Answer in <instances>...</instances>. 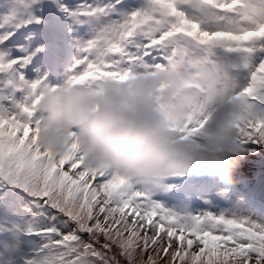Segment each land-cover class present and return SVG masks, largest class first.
<instances>
[{
	"label": "snow or ice",
	"instance_id": "1",
	"mask_svg": "<svg viewBox=\"0 0 264 264\" xmlns=\"http://www.w3.org/2000/svg\"><path fill=\"white\" fill-rule=\"evenodd\" d=\"M43 0H11L0 14V264H264V215L180 212L132 178L83 164L73 141L62 153L38 142L46 76L29 80L32 57L18 33L41 21ZM84 29L68 82L126 80L203 50L234 69L237 133L264 149V0H50ZM199 117H203L200 119ZM202 109L178 131L194 135ZM161 187V186H160Z\"/></svg>",
	"mask_w": 264,
	"mask_h": 264
},
{
	"label": "clouds",
	"instance_id": "2",
	"mask_svg": "<svg viewBox=\"0 0 264 264\" xmlns=\"http://www.w3.org/2000/svg\"><path fill=\"white\" fill-rule=\"evenodd\" d=\"M236 87L233 66L203 50L177 52L163 67L123 81L73 85L66 77L44 90L38 142L62 153L75 141L85 167L132 178L141 188L189 175L232 185L248 154L237 133ZM198 109L208 117L203 128L178 131Z\"/></svg>",
	"mask_w": 264,
	"mask_h": 264
},
{
	"label": "rangeland",
	"instance_id": "3",
	"mask_svg": "<svg viewBox=\"0 0 264 264\" xmlns=\"http://www.w3.org/2000/svg\"><path fill=\"white\" fill-rule=\"evenodd\" d=\"M11 5V0H0V14H4L8 11ZM76 4L70 5L74 7ZM56 10V6L50 3V0H43V3L35 5L32 9V15L38 18L40 23L30 24L26 29L18 33L19 43L28 48L29 53L35 52L36 49H42V51L37 52L33 57L27 68L25 69L26 78L29 80L41 77L42 71L40 70L41 65H51L55 64L56 60L50 59L47 55L52 53V34L56 33L58 36L60 33L53 27L50 20L45 17V12L40 14L44 10H48L47 16L53 17L58 14L55 11L54 15L50 7ZM66 18V16L63 14ZM43 30H39V27ZM80 27L73 25L72 22L67 19V26L64 29V37L70 40L72 37L78 41L84 33V29L80 28L78 32H74ZM79 33V35H77ZM77 48V44L76 47ZM66 55H63V60L66 59ZM77 56V52L75 53ZM36 59H41L42 64L39 65ZM35 62V67L33 65ZM32 67V68H31ZM71 67V66H70ZM67 67L63 70L61 75H58L56 71L52 68V76L47 78V82L52 86L59 85L68 75ZM32 69V71L30 70ZM248 159L255 162L257 165L264 167V149L256 150L254 153L250 152ZM173 179L165 181L159 189H156L153 195V199L161 203L163 206L171 208L180 212H187L191 214H197L201 211H221V210H232L234 206L239 205L242 210H252L257 211L261 215H264V200L261 199L258 193L255 197H252V201L246 196V189L237 190L236 185L225 189L229 193L228 196L224 194H218L220 192V187H211L205 191H199L198 187L193 188V184H188L189 188H184L179 190L178 186L171 185ZM166 186H171L166 188ZM177 189V191H176ZM241 191V192H240Z\"/></svg>",
	"mask_w": 264,
	"mask_h": 264
},
{
	"label": "trees",
	"instance_id": "4",
	"mask_svg": "<svg viewBox=\"0 0 264 264\" xmlns=\"http://www.w3.org/2000/svg\"><path fill=\"white\" fill-rule=\"evenodd\" d=\"M250 152L240 161L239 166L233 173L234 180L236 183V188L238 190L246 189V196L252 201V197H255V194L258 193L262 200H264V167L257 165L255 162L248 159ZM173 183L178 184V189L183 190L184 188H189V183H192L193 188L198 187L201 191H205L211 187H217L218 185L222 188L229 187V185L221 184L214 177H195L187 176L183 178H175ZM174 185V184H173ZM177 191V189H176ZM220 194V192H218ZM226 194V193H223Z\"/></svg>",
	"mask_w": 264,
	"mask_h": 264
},
{
	"label": "bare ground",
	"instance_id": "5",
	"mask_svg": "<svg viewBox=\"0 0 264 264\" xmlns=\"http://www.w3.org/2000/svg\"><path fill=\"white\" fill-rule=\"evenodd\" d=\"M65 26H67L66 24H64L63 22H60L58 24V28L60 29L61 33L60 35L58 36L59 40H60V45L61 47L64 45V48L61 50V52L57 53L55 57H57L56 59V63L55 64H51V68H53L57 74H61L63 72V70L67 67L68 65V62L70 61V56L74 53L77 52V48H72L74 46H76L77 42L74 41V43L71 45L72 41L74 40V37H72L70 40L67 41V43L65 44V39L66 37H64V34H63V31L65 29ZM81 28V27H80ZM79 29H77L75 32H74V35L76 32H78ZM54 42V41H53ZM54 44V43H53ZM71 46V47H69ZM66 55V59H62L63 58V55ZM39 63H42L40 59H36Z\"/></svg>",
	"mask_w": 264,
	"mask_h": 264
}]
</instances>
